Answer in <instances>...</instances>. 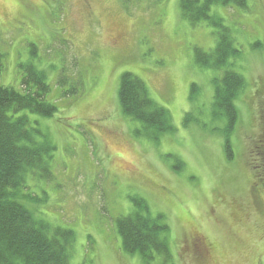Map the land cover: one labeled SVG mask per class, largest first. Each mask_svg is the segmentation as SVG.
<instances>
[{
    "label": "rangeland",
    "instance_id": "rangeland-1",
    "mask_svg": "<svg viewBox=\"0 0 264 264\" xmlns=\"http://www.w3.org/2000/svg\"><path fill=\"white\" fill-rule=\"evenodd\" d=\"M180 1L0 0V86L20 89L19 65L35 44L57 106L50 118L29 117L41 120L56 146L38 208L74 231L69 264H146L121 249L115 226L134 195L152 215L165 213L173 264H264V128L251 106L264 81V0L213 7L241 49L236 69L246 79L235 100L231 158L225 119L212 115L213 71L194 60L195 47H214V35L204 22L189 25ZM126 71L170 112L174 130L158 141L136 137L138 123L121 114L117 90ZM60 77L63 90L78 84L80 93L62 96ZM173 157L181 170H173Z\"/></svg>",
    "mask_w": 264,
    "mask_h": 264
},
{
    "label": "trees",
    "instance_id": "trees-1",
    "mask_svg": "<svg viewBox=\"0 0 264 264\" xmlns=\"http://www.w3.org/2000/svg\"><path fill=\"white\" fill-rule=\"evenodd\" d=\"M246 6L247 0L180 1L181 17L191 26L204 22L214 35V47L207 51L195 47L194 60L199 67L213 71L212 115L225 119L226 124L221 130L223 149L230 158V133L238 121L235 100L245 89L246 79L241 70L236 69L241 65V49L236 45L231 29L213 7L221 8L223 12L226 8L246 9ZM262 45L260 41L253 44L254 47ZM29 53L30 59L19 65L22 73L20 89L0 86V264H69L74 231L50 223L41 216L38 208L45 201L46 191L42 184L54 176L51 161L56 146L42 128L41 120H32L29 115L50 118L56 113L57 106L50 100L51 87L45 72L36 65L40 60L35 44H31ZM4 58L0 51V75ZM56 83L62 87V96L80 93L78 84L63 90L66 83L63 77ZM260 83L255 98L258 101L261 97L258 106L245 104L252 106V114L258 116L263 129L264 81ZM196 89L192 83L190 94ZM117 102L121 114L138 123L134 130L136 137L158 141L162 134L174 130L170 112L150 97L146 84L131 72L120 75ZM189 117L186 113L184 124ZM173 160V170H181L183 163L177 157ZM129 199L132 210L115 220L121 249L128 254H138L146 264L156 258H159V264H173L167 238L170 227L165 213L152 215L147 201L138 195Z\"/></svg>",
    "mask_w": 264,
    "mask_h": 264
},
{
    "label": "flooded vegetation",
    "instance_id": "flooded-vegetation-1",
    "mask_svg": "<svg viewBox=\"0 0 264 264\" xmlns=\"http://www.w3.org/2000/svg\"><path fill=\"white\" fill-rule=\"evenodd\" d=\"M262 111H263V117H264V110H263V107H262ZM260 139L263 140V137L260 136Z\"/></svg>",
    "mask_w": 264,
    "mask_h": 264
}]
</instances>
